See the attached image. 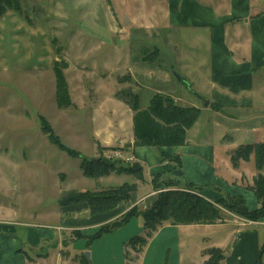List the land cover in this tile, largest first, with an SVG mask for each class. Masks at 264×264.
I'll use <instances>...</instances> for the list:
<instances>
[{
  "label": "rangeland",
  "instance_id": "obj_1",
  "mask_svg": "<svg viewBox=\"0 0 264 264\" xmlns=\"http://www.w3.org/2000/svg\"><path fill=\"white\" fill-rule=\"evenodd\" d=\"M19 3L18 11L9 10L0 18V209L15 211L22 221L57 224L61 217L58 200L61 186L103 193L121 182L136 186V182L142 183V180L111 170L109 174L114 175L102 180L109 185L100 187L98 180L81 174L80 157L68 156L47 139L40 130L39 116L49 122L64 145L79 151L84 160H109L102 152L92 156L91 121L98 96L112 89V78L116 91L131 89L139 93L142 107L155 93L169 97L178 106L198 109L203 107L202 99L206 97L195 92L200 90L202 81L195 82V87L190 86L184 79L188 73L180 71L181 53L185 48L182 49L176 32L162 29L161 1L19 0ZM56 60L61 66L67 65L62 72L71 103L64 109L57 108L55 102L53 63ZM174 74L180 76L179 82ZM123 110L117 103H104L99 110L101 120H98L109 123L110 119L112 129H126L129 118ZM205 117L203 114L201 119ZM209 118L216 121L213 116ZM201 130L202 134L203 128ZM227 133L225 140L228 144L235 142L233 148L264 140L261 137L264 131L244 137ZM109 161L116 167L126 163L122 159ZM253 162L251 157L237 166L243 174V179H239L246 190H250L246 186L253 184L252 178L258 173ZM131 164L134 162L125 165ZM260 172H264V166ZM177 183L159 178L148 183L145 187L152 186L150 195L145 197V203H138L137 209L147 211L149 202L163 191L182 190L201 196L200 190L213 188L196 185V189ZM221 210L220 223L240 217L222 207ZM136 219L133 217L134 224L124 228L131 235L123 241L120 233L124 232H117V236L107 242L90 239L94 231L87 232V238L79 241L80 246L85 247L83 254L88 252L91 260L93 249L99 264H126L127 252V264H133L137 251L125 245L131 237L141 235L137 228L142 230V227L135 226ZM138 221L140 223V218ZM181 235L185 241L190 240L191 236ZM174 243L168 241L169 248H173ZM261 245L263 262L264 237ZM134 246L138 247L139 243ZM105 249L111 255L103 254ZM150 264H173V257L166 258L165 253L163 256L158 251Z\"/></svg>",
  "mask_w": 264,
  "mask_h": 264
},
{
  "label": "crops",
  "instance_id": "obj_2",
  "mask_svg": "<svg viewBox=\"0 0 264 264\" xmlns=\"http://www.w3.org/2000/svg\"><path fill=\"white\" fill-rule=\"evenodd\" d=\"M156 1L163 5L162 29L176 32L182 49L185 48L180 61V71L188 73L184 79L190 86L202 81L200 90L195 92L199 91L198 94L208 101L207 106L200 107L197 120L186 131V144L133 147V112L117 96L119 90H115V79L112 78L111 91L104 96L97 95V108L93 110L92 156L100 152L107 155L113 150L131 155L133 162L142 168V183L136 182V192H132L128 200L95 214L89 212L86 202L61 205V201L85 191L70 189L69 185L61 186L58 198L61 217L57 224L22 221L16 217L15 211L0 209V264H79L85 250L80 246V238H87V232H95L100 226L119 219L144 201L152 189V186L150 189L145 186L156 175L160 180H176L180 185L182 182L210 185L214 189L205 188L200 194L212 202L226 195L241 196L248 210L258 208L254 193L243 187L240 169L230 163L228 152L235 142L228 144L225 136L229 134L227 132L244 137L264 131V0ZM128 71L132 72L131 69ZM107 102L124 108L129 118L126 129H112L110 119L109 123L98 120H101L99 110ZM203 114L206 117L201 119ZM210 116L216 121L213 122ZM177 159L179 166L175 162ZM175 170L181 171V175H175ZM112 175L92 179L104 187L109 183L102 180ZM133 217L138 222L135 226L142 227V230L135 229L146 238L145 245L136 252L133 264L152 263L158 251L163 256L165 253L166 258L172 256L173 264H203L208 258L206 251L211 248L222 252L221 264H255L264 237V221L249 222L237 216L225 223L217 221L212 224H171L165 221L150 233L143 228L140 215ZM133 217L125 223L127 225L123 224L125 227L122 225L120 230L118 227L112 233H104L98 240L112 241L117 232H124L120 233L122 241L130 237L131 233L124 228L134 224ZM73 231H80L82 236L73 238ZM181 233L187 238L191 236L190 240L185 241ZM170 240L175 242L173 248L168 246ZM103 254L111 255L106 249ZM128 259L126 254V264ZM90 262L99 264L95 261L93 249Z\"/></svg>",
  "mask_w": 264,
  "mask_h": 264
},
{
  "label": "trees",
  "instance_id": "obj_3",
  "mask_svg": "<svg viewBox=\"0 0 264 264\" xmlns=\"http://www.w3.org/2000/svg\"><path fill=\"white\" fill-rule=\"evenodd\" d=\"M20 7L19 0H0V18L9 10L18 11ZM60 61H54L53 69L55 73V102L57 108H68L70 99L67 91V85L63 76L62 69L66 68V63L61 66ZM117 96L125 102L133 112V147L136 146H181L186 144V131L197 120L200 110L196 107H183L173 103L166 96H160L157 93L152 94L148 99L147 105L142 107L140 104V95L131 89L119 90ZM40 130L46 135L47 139L60 151L68 156L80 157L82 159L80 166L83 175L91 178H99L108 175L111 170L117 173L123 172L135 176L142 180V168L134 163L115 166L112 161L97 158L93 160H84L79 151L72 149L61 142V139L53 131L49 122L39 116ZM229 160L234 168H237L240 161L248 162L251 157L254 159V167L258 171L257 175L252 178L253 184L246 186L250 189L259 206L255 210H248L245 201L241 196L226 195L214 202L207 200L202 195L190 194L182 190H169L158 193L148 205V210L140 212L136 206L130 208L119 219L109 224L100 226L90 239L99 238L102 234L111 232L122 226L133 216H141L143 220V228L150 233L157 226L165 221L171 224H195L204 223L212 224L222 220V210L244 217L251 221H261L264 219V172H260L264 166V142H254L240 144L230 150ZM120 162V161H118ZM179 166V160H175ZM156 175L151 180L154 183ZM187 186L196 187L192 183ZM136 190V186L129 183H122L117 187L100 192L84 191L79 195L61 201L60 204H75L78 202H86L89 206L91 214L103 212L115 207L119 202L126 201L130 198L132 192ZM221 206L220 208L217 206ZM147 206V205H146ZM73 238L82 236L80 231H73ZM138 242L139 246L135 247L134 243ZM146 238L135 235L131 237L125 248L134 247L137 252L145 245ZM262 244V243H261ZM127 251V250H126ZM208 258L203 264H221L223 259L222 252L219 249L211 248L207 251ZM127 254V253H126ZM90 260L80 256L79 264H90ZM262 262V245L259 247L255 264H263Z\"/></svg>",
  "mask_w": 264,
  "mask_h": 264
},
{
  "label": "built area",
  "instance_id": "obj_4",
  "mask_svg": "<svg viewBox=\"0 0 264 264\" xmlns=\"http://www.w3.org/2000/svg\"><path fill=\"white\" fill-rule=\"evenodd\" d=\"M109 157V160H124V162H131L133 161V157L131 155L125 156L121 151L119 150H113L111 153L107 154ZM145 206V205H144Z\"/></svg>",
  "mask_w": 264,
  "mask_h": 264
},
{
  "label": "water",
  "instance_id": "obj_5",
  "mask_svg": "<svg viewBox=\"0 0 264 264\" xmlns=\"http://www.w3.org/2000/svg\"><path fill=\"white\" fill-rule=\"evenodd\" d=\"M127 20V19H126ZM175 75V77L178 79V81H180V76L178 75V74H174ZM203 101H204V106H207V104H208V101L207 100H205V99H202ZM174 174L175 175H181V171H179V170H175L174 171ZM84 257L86 258V259H89V253L88 252H86V253H84Z\"/></svg>",
  "mask_w": 264,
  "mask_h": 264
}]
</instances>
